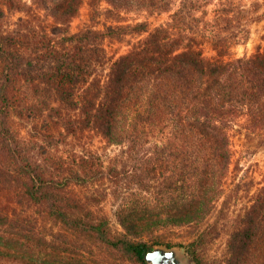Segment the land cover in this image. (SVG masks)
<instances>
[{"label": "trees", "instance_id": "obj_1", "mask_svg": "<svg viewBox=\"0 0 264 264\" xmlns=\"http://www.w3.org/2000/svg\"><path fill=\"white\" fill-rule=\"evenodd\" d=\"M238 2L0 0V264H148L168 231L196 232L228 203L231 131L264 130V47L230 55L249 34ZM84 4L93 23L71 32ZM128 12L168 17L150 27ZM129 34L109 61L104 41ZM93 137L119 150L104 159ZM200 238L176 244L209 264ZM221 264H264V179Z\"/></svg>", "mask_w": 264, "mask_h": 264}, {"label": "rangeland", "instance_id": "obj_2", "mask_svg": "<svg viewBox=\"0 0 264 264\" xmlns=\"http://www.w3.org/2000/svg\"><path fill=\"white\" fill-rule=\"evenodd\" d=\"M237 1H239V9L238 11L235 10V16L238 20L242 18L241 22L246 21L249 34L245 42L233 45L230 55L235 57L249 56L258 47H264V0ZM105 6V2L101 1V7ZM203 7L199 13L206 11L204 16L206 19H210L214 14L213 4L204 5ZM122 15L128 22L147 20L150 27L164 22L168 17L167 14L149 15L145 12H128ZM105 22L111 23V20L101 16L98 18L96 25L102 27ZM92 23L89 6L84 4L71 22L70 31H78ZM237 29L239 30V28ZM139 37L138 35L129 34L122 40H105L104 46L108 60L110 61L127 51ZM204 51L208 56L213 54L211 45L208 42L204 44ZM231 136L233 158L230 173L226 180L227 191L231 192L228 203L222 207L221 199L217 207L196 232H191L190 228H178L166 233L167 239L172 241L173 245L171 246H179L183 254L191 261L192 259L184 247L176 243L186 245L201 234L199 250L202 255L209 261V264H221L226 253L227 239L232 224L238 214L249 203L252 193L261 186L264 179V130L249 133L240 124H237L233 127ZM86 147L98 150L104 159L113 157L114 153L119 150L116 146H106L100 137L90 138L89 142L86 143ZM232 189L234 191H231ZM116 205V199L111 195H108L100 203V207L110 217L113 225H115L114 210ZM162 245L166 244L163 243Z\"/></svg>", "mask_w": 264, "mask_h": 264}, {"label": "water", "instance_id": "obj_3", "mask_svg": "<svg viewBox=\"0 0 264 264\" xmlns=\"http://www.w3.org/2000/svg\"><path fill=\"white\" fill-rule=\"evenodd\" d=\"M146 260L148 264H194L176 245L156 244L147 250Z\"/></svg>", "mask_w": 264, "mask_h": 264}]
</instances>
